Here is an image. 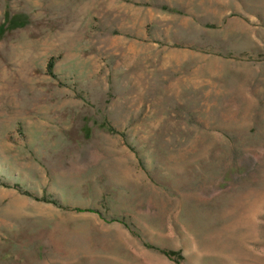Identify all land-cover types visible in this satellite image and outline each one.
Returning a JSON list of instances; mask_svg holds the SVG:
<instances>
[{
	"label": "rangeland",
	"instance_id": "rangeland-1",
	"mask_svg": "<svg viewBox=\"0 0 264 264\" xmlns=\"http://www.w3.org/2000/svg\"><path fill=\"white\" fill-rule=\"evenodd\" d=\"M0 264H264V0H0Z\"/></svg>",
	"mask_w": 264,
	"mask_h": 264
},
{
	"label": "trees",
	"instance_id": "trees-1",
	"mask_svg": "<svg viewBox=\"0 0 264 264\" xmlns=\"http://www.w3.org/2000/svg\"><path fill=\"white\" fill-rule=\"evenodd\" d=\"M50 66H51V65L49 64V67H50ZM165 254L169 255V252H168V251H167V252L165 251Z\"/></svg>",
	"mask_w": 264,
	"mask_h": 264
}]
</instances>
